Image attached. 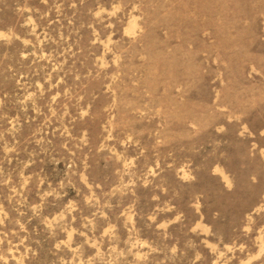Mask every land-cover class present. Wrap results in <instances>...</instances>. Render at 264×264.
Returning <instances> with one entry per match:
<instances>
[{
    "label": "rangeland",
    "instance_id": "374dc122",
    "mask_svg": "<svg viewBox=\"0 0 264 264\" xmlns=\"http://www.w3.org/2000/svg\"><path fill=\"white\" fill-rule=\"evenodd\" d=\"M0 264H264V0H0Z\"/></svg>",
    "mask_w": 264,
    "mask_h": 264
}]
</instances>
